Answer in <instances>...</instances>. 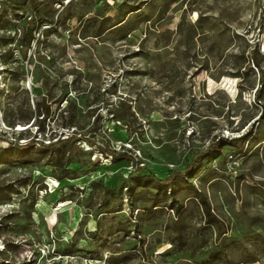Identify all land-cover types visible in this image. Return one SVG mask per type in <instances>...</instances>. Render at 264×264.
<instances>
[{"label": "rangeland", "instance_id": "obj_1", "mask_svg": "<svg viewBox=\"0 0 264 264\" xmlns=\"http://www.w3.org/2000/svg\"><path fill=\"white\" fill-rule=\"evenodd\" d=\"M0 264H264V0H0Z\"/></svg>", "mask_w": 264, "mask_h": 264}, {"label": "trees", "instance_id": "obj_2", "mask_svg": "<svg viewBox=\"0 0 264 264\" xmlns=\"http://www.w3.org/2000/svg\"><path fill=\"white\" fill-rule=\"evenodd\" d=\"M37 1H38V0H36V2H37ZM68 138H69V136H68L67 138L58 139L57 141H55L54 143H52L51 147H52V148H56V146H58V143H59V142L65 140V139H68ZM235 140H236V139H231V140H229V142H231V144H233V143L235 142ZM214 148H215V149H214ZM212 150H213V151H216V150H217L222 156H223V154H224L223 147L220 146V145H214V146H212ZM123 156H125V157L128 158V159L131 158V157H130L129 155H127V154H125V155H123ZM138 169H139V168H137V170H138ZM190 171H192V165H191V164H189V165L186 167V169H185L184 171L179 170V171L171 172L170 174H168L167 176H165V177H163V178H158V177H156L155 175L152 174V175H151V178L154 179V180H156V181H158L159 183L170 184V183H172V177H173V176H175V175H183V174H185L186 172L188 173V172H190Z\"/></svg>", "mask_w": 264, "mask_h": 264}, {"label": "bare ground", "instance_id": "obj_3", "mask_svg": "<svg viewBox=\"0 0 264 264\" xmlns=\"http://www.w3.org/2000/svg\"><path fill=\"white\" fill-rule=\"evenodd\" d=\"M225 78H226V80H228V82H229V81H230V82L233 81V79H231V78H227V77H225ZM213 82H214L213 79H210V83H209L210 86L213 85ZM232 83H233V82H232ZM233 88H234V87H233ZM209 89H210V88H209ZM22 127H23V125L20 126V128H22ZM53 219H55V217H53Z\"/></svg>", "mask_w": 264, "mask_h": 264}]
</instances>
